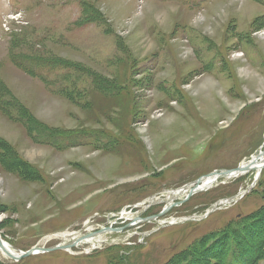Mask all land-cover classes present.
Masks as SVG:
<instances>
[{"label": "rangeland", "instance_id": "obj_1", "mask_svg": "<svg viewBox=\"0 0 264 264\" xmlns=\"http://www.w3.org/2000/svg\"><path fill=\"white\" fill-rule=\"evenodd\" d=\"M261 151L264 0H0L2 240L20 254L153 216L0 264H264V169L153 220Z\"/></svg>", "mask_w": 264, "mask_h": 264}, {"label": "water", "instance_id": "obj_2", "mask_svg": "<svg viewBox=\"0 0 264 264\" xmlns=\"http://www.w3.org/2000/svg\"><path fill=\"white\" fill-rule=\"evenodd\" d=\"M263 169H264V151L260 152L257 156L252 158L249 162L241 164L235 169L213 172L211 174H208L207 176L199 178L195 184H199L202 182V180L209 179V178H214L215 182L220 180V179L231 180V179L239 178L243 175H246L251 171L257 172L256 178H255V181H257L260 178ZM202 191L203 190H201V189H194L190 192V197L194 196L195 194L200 193ZM190 197L188 196V198L186 200H188ZM232 202H233L232 200H227L225 202L217 203L216 206L211 211L207 212L202 217V219H206L214 211H217V210L223 208L222 206H225L226 204L229 205ZM169 209H170V207L167 208L162 214H159V216L166 214L167 210H169ZM170 225H172V224H170ZM106 231L107 230H102L98 233H92V234H89L87 236L78 238L73 243H71L69 245L57 246V247L48 248V249L35 247V248H32L31 250H29L27 252H22L20 254L13 253L11 250H9L7 244L2 240V238L0 236V250L9 259H11L15 262H19L22 259L33 257V256H36L39 254H47V253L55 252L57 250H68V249L74 248L77 245L81 244L82 242H84L90 238H94L98 235H101V234L105 233Z\"/></svg>", "mask_w": 264, "mask_h": 264}, {"label": "bare ground", "instance_id": "obj_3", "mask_svg": "<svg viewBox=\"0 0 264 264\" xmlns=\"http://www.w3.org/2000/svg\"><path fill=\"white\" fill-rule=\"evenodd\" d=\"M253 172H256V171H253ZM256 175H257V172H256ZM215 182V179L214 178H209V179H204V180H202V182L201 183H199V184H195L196 182H194V184H193V186H191V190H190V192L192 191V190H194V189H201V190H203L202 192H204V191H208L210 188H212L216 183H214ZM254 182L256 183L257 181H255L254 180ZM184 191L183 190H179V191H169L168 192V194L169 195H167L169 198L170 197H174L175 198V195L176 194H181V193H183ZM190 199V198H189ZM188 199V200H189ZM187 200V201H188ZM159 217H161V216H157V217H155V218H153V220L154 219H158ZM90 240L91 239H89V240H87V242L89 241L90 242ZM88 242V243H89ZM95 245V244H94ZM7 246H8V249H9V245L7 244ZM10 250V249H9ZM13 252V251H12ZM14 253V252H13Z\"/></svg>", "mask_w": 264, "mask_h": 264}, {"label": "trees", "instance_id": "obj_4", "mask_svg": "<svg viewBox=\"0 0 264 264\" xmlns=\"http://www.w3.org/2000/svg\"><path fill=\"white\" fill-rule=\"evenodd\" d=\"M248 230H250V232L253 230V228H248ZM247 234V233H246ZM242 255V254H240ZM239 254H233L231 257H230V261L232 259V257H236V261H241V263H243L244 261V264H249L248 262V259L246 260L243 256H240Z\"/></svg>", "mask_w": 264, "mask_h": 264}, {"label": "flooded vegetation", "instance_id": "obj_5", "mask_svg": "<svg viewBox=\"0 0 264 264\" xmlns=\"http://www.w3.org/2000/svg\"><path fill=\"white\" fill-rule=\"evenodd\" d=\"M136 219H137V220H141V219H143V217H141V216H137ZM145 219H146V218H145ZM147 223H149V222H147ZM108 226H109V224L106 225V226L104 225V227H102V228H100L99 230L95 231V233H96V232H99V231H102V230H105V228H107ZM105 234H108V233H105Z\"/></svg>", "mask_w": 264, "mask_h": 264}]
</instances>
